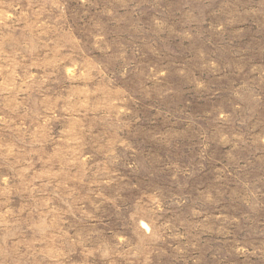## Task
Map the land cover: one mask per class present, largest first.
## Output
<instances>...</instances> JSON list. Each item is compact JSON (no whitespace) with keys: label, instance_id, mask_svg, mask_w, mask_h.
Wrapping results in <instances>:
<instances>
[{"label":"rangeland","instance_id":"374dc122","mask_svg":"<svg viewBox=\"0 0 264 264\" xmlns=\"http://www.w3.org/2000/svg\"><path fill=\"white\" fill-rule=\"evenodd\" d=\"M0 264H264V0H0Z\"/></svg>","mask_w":264,"mask_h":264}]
</instances>
